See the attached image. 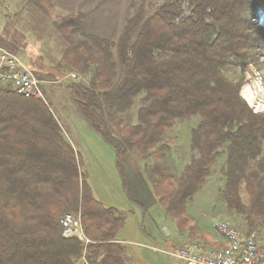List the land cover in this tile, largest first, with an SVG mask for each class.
<instances>
[{"label": "trees", "instance_id": "16d2710c", "mask_svg": "<svg viewBox=\"0 0 264 264\" xmlns=\"http://www.w3.org/2000/svg\"><path fill=\"white\" fill-rule=\"evenodd\" d=\"M56 2L29 0L44 14ZM90 13L72 7L53 21L64 43L60 64L88 76L66 86L115 148L120 172L133 152L182 240L219 247L225 244L194 222L187 205L225 156L222 201L237 227L259 232L264 112H255L240 90L250 57L264 50V0H129L122 26L110 32ZM136 98L137 119L127 121ZM192 116L199 117L191 129L192 153L176 172L167 158L168 133ZM67 212H79L93 242L63 235ZM126 219L94 195L79 152L51 108L0 86V264H80L84 250L90 264H133L119 238Z\"/></svg>", "mask_w": 264, "mask_h": 264}, {"label": "rangeland", "instance_id": "374dc122", "mask_svg": "<svg viewBox=\"0 0 264 264\" xmlns=\"http://www.w3.org/2000/svg\"><path fill=\"white\" fill-rule=\"evenodd\" d=\"M98 1H102L100 6H96ZM63 3V0L61 3L58 0L54 7L44 14L41 10L30 6L29 0H0V36H4L9 42L12 41L15 44L10 43L13 51L0 46L12 53L15 52L14 54L17 53L16 55L41 81L40 86L44 94L41 99L51 108L64 134L79 152L81 169L86 174L94 195L107 205H112L126 213V225L122 234L131 240L127 243L130 258H134L139 264H157V259L161 257L166 258L169 264H184L177 257L167 255L160 250L172 244L166 246L159 241V243L154 241L153 237L152 240L147 239L140 232V228H146L150 236V231L154 228L152 227L153 220L161 223L164 217L163 207L153 193L142 161L133 152H129L124 161L123 173H121L117 165L115 148L102 138L78 110L67 89V80L76 79L87 82L88 76L66 71L60 64L64 43L53 21L57 16L66 14L72 9H64L61 5ZM128 4L129 0H94L81 7L85 11L91 10L90 19H93L95 13L96 16H100L104 22L103 25L100 24V28H107L106 30L110 32L117 28L119 31L124 22L125 7ZM250 58V63L244 72L240 94L255 112H264L262 93L258 92L253 102H250L243 94L244 87L247 85L256 89L260 85L264 87V50L256 52ZM235 72L234 68L230 69V75ZM138 106L139 101L136 98L132 107L125 113V120L137 119ZM198 121V116L188 117L178 121L169 130L168 136L172 140L167 158L176 172L181 171L190 160L191 129ZM223 157L217 159L212 173L187 205V210L194 222L208 231L211 227L215 231L213 225L218 219H228L236 227L239 223L236 215L230 213L221 198L224 180L220 168L224 161ZM128 190L134 198L132 205L128 203V199H131L127 194ZM130 209L132 213L129 212ZM73 213L80 215L79 212ZM240 229L243 231L242 228ZM253 232L264 250V225L260 227L259 232ZM173 240V243L178 245L182 239L179 236L178 239L174 237ZM184 240H187L186 237ZM153 247H156V250ZM85 253L84 250L80 264L85 259Z\"/></svg>", "mask_w": 264, "mask_h": 264}, {"label": "built area", "instance_id": "2783aa9c", "mask_svg": "<svg viewBox=\"0 0 264 264\" xmlns=\"http://www.w3.org/2000/svg\"><path fill=\"white\" fill-rule=\"evenodd\" d=\"M40 84L39 78L18 55L0 46V86L27 97L43 98ZM61 223L64 236L77 237L84 245L93 242L84 230L80 215L67 212ZM213 227L225 245L214 247L204 241L187 239L181 240L169 253L184 264H257L264 261V250L260 249L254 232L242 231L228 219L216 220ZM81 264L90 263L84 259Z\"/></svg>", "mask_w": 264, "mask_h": 264}, {"label": "crops", "instance_id": "0c3cea01", "mask_svg": "<svg viewBox=\"0 0 264 264\" xmlns=\"http://www.w3.org/2000/svg\"><path fill=\"white\" fill-rule=\"evenodd\" d=\"M91 1H94V0H63V8L64 9H70V8H72V7H74V8H76V6H77V8L78 7H83L84 5H88L89 4V2H91ZM10 43H12V44H14L12 41H10L9 42V40H7L4 36H0V45H2V46H5V47H7L9 50H11V51H13L11 48H13L11 45H10ZM15 45V44H14ZM15 53V52H14ZM17 54V53H16ZM128 195H130V198L131 199H128V203H130L131 205L133 204L132 203V200L134 199V198H132L131 197V194H130V192H129V190H128V193H127ZM102 201V200H101ZM134 201V200H133ZM103 202V201H102ZM104 203V202H103ZM105 205H107L106 203H104ZM108 206H112V205H108ZM144 212H145V210H143ZM164 211V210H163ZM129 212L130 213H132L133 211H132V209H130L129 210ZM143 212V213H144ZM159 212H161L160 210H159ZM164 213V217H163V219H162V222L161 223H158V221H156L155 219L153 220V222H152V227H154L153 229H151V231H150V236H148V230L146 229V228H140V232L143 234V236L145 237V238H147V239H151L152 237L153 238H155L154 239V241H156V242H160V243H162V244H164V245H168V246H170L171 244V246L170 247H168V248H166V249H160L163 253H165V254H167V255H171V256H173L172 254H170V253H168L167 251L168 250H171V249H173L175 246H176V244H174L173 242H174V240H173V238L175 237V238H177L178 239V237L180 236V234H179V232L177 231V229H176V227H175V225L172 223V221L166 216V214H165V212H163ZM125 225H126V223H125ZM124 228H125V226H124ZM124 228H123V230L120 232V234H119V238H120V240H122V241H124V242H126V243H128V242H130L131 240L130 239H128V237H126V236H124L122 233H123V231H124ZM210 231L212 232V235L215 237V239L216 240H218L221 244H224V241H223V238L219 235V234H217V233H214L215 231H213V229H212V227H211V229H210ZM180 238L181 239H183L182 238V236H180ZM152 240V239H151ZM158 242V243H159ZM176 243V242H175ZM170 244V245H169ZM155 250H156V247H153ZM173 257H175V256H173ZM132 263L133 264H137L138 263V261H136L134 258L132 259ZM139 264V263H138ZM157 264H169L167 261H166V258H163V257H161V258H158L157 259Z\"/></svg>", "mask_w": 264, "mask_h": 264}, {"label": "bare ground", "instance_id": "6f19581e", "mask_svg": "<svg viewBox=\"0 0 264 264\" xmlns=\"http://www.w3.org/2000/svg\"><path fill=\"white\" fill-rule=\"evenodd\" d=\"M258 92L262 93L264 95V87L260 85L259 88L256 89L255 87H252L251 85H247L244 87V90H243L244 96L250 102H253V100L256 97V95L258 94Z\"/></svg>", "mask_w": 264, "mask_h": 264}]
</instances>
